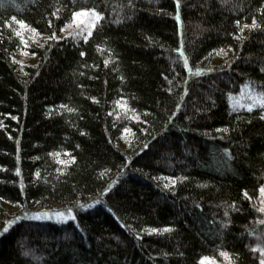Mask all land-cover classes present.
Listing matches in <instances>:
<instances>
[{
	"label": "trees",
	"instance_id": "1",
	"mask_svg": "<svg viewBox=\"0 0 264 264\" xmlns=\"http://www.w3.org/2000/svg\"><path fill=\"white\" fill-rule=\"evenodd\" d=\"M262 98L264 0H0V264H261Z\"/></svg>",
	"mask_w": 264,
	"mask_h": 264
},
{
	"label": "rangeland",
	"instance_id": "2",
	"mask_svg": "<svg viewBox=\"0 0 264 264\" xmlns=\"http://www.w3.org/2000/svg\"><path fill=\"white\" fill-rule=\"evenodd\" d=\"M93 16L89 14L88 16H79L75 19L65 25L58 35L59 37H63L64 35H67L70 31L78 28V27H87L89 24H92ZM244 96H240L237 101L238 103H241V101H244ZM259 210L261 212V218L264 219V194L260 193L259 199L257 201ZM2 206L4 207L5 213H0V237L7 233L12 226H14L16 223L22 220L26 221H33V222H50L55 225H64L68 222H75V214L72 211L68 212H48V211H37L35 209L29 211L20 213V211L17 208H13L12 206L8 204L2 203ZM94 205H88L82 208V210H88L93 208ZM5 229H7L5 231ZM259 250L262 253L263 261H264V251L262 248H259ZM204 260L205 264H231L227 259L221 258L220 262H214L210 259L203 258L201 261ZM200 261V264H201Z\"/></svg>",
	"mask_w": 264,
	"mask_h": 264
},
{
	"label": "snow or ice",
	"instance_id": "3",
	"mask_svg": "<svg viewBox=\"0 0 264 264\" xmlns=\"http://www.w3.org/2000/svg\"><path fill=\"white\" fill-rule=\"evenodd\" d=\"M88 15H89L88 12H77V13H74V19H75L76 17H79V16H88ZM91 15L94 16L97 20L100 19L99 14L96 13L95 10H92V11H91ZM21 26H24L22 22H21ZM91 26H92V27H95L94 24H92ZM245 27H247V25H246ZM252 27H256V23H255V21L253 22ZM89 35H90V33H89ZM258 103H259L260 107H264V98L260 99V100L258 101ZM249 110H251V109H249ZM260 191H261L262 194H264V188H262ZM262 211H264V209H262ZM262 222H264V221H262ZM6 230H7V229H5V231H6ZM166 231H168V229H166ZM223 255H226V254H223ZM206 259H207V258H205V260H206ZM201 264H205V261L202 260V261H201ZM261 264H264V261H261Z\"/></svg>",
	"mask_w": 264,
	"mask_h": 264
}]
</instances>
